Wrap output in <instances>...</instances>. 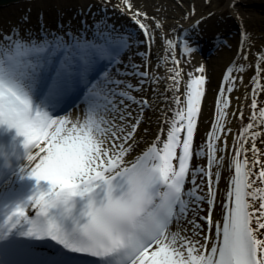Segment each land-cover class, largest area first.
Returning a JSON list of instances; mask_svg holds the SVG:
<instances>
[{
  "label": "snow or ice",
  "instance_id": "snow-or-ice-1",
  "mask_svg": "<svg viewBox=\"0 0 264 264\" xmlns=\"http://www.w3.org/2000/svg\"><path fill=\"white\" fill-rule=\"evenodd\" d=\"M123 2L131 9L129 0ZM141 16L148 18L146 13H133L147 43L152 40V33L139 19ZM156 27H160L159 22ZM98 30L103 32V29ZM166 43L172 46L171 41ZM124 46L125 42L111 36L101 42L57 38L39 46L17 40L15 54L8 56L6 64L0 62V124L14 128L17 135L24 138L26 149L30 145L38 149L35 155L27 156L28 161L34 163L28 175L37 184L45 181L49 185L47 193L37 192L29 198L33 201L31 207L37 209L40 216L57 205H67L73 197L88 198L84 213L87 221L79 228L78 241L69 242L54 223L44 226L37 220L28 221L29 227L22 235L37 239L48 236L70 251L96 257L103 264H264V187L259 186L264 185V152L257 145V139L264 136V132L254 130L256 116L249 118L252 122L247 123L235 139L238 146L232 150L234 175L229 179L226 199L221 202L225 210L223 222L216 223L213 175L219 179L221 174L205 171L203 167H189L194 155L204 151V148L197 151L193 147L205 96L203 66L195 69L200 75L188 73L183 99L176 95L180 91L181 71L178 67L169 69L174 72L169 79L174 85V103L178 110L167 129V140L156 152L151 166L146 163L129 166L125 156L132 151L136 125L126 131L132 113L125 101L134 97L123 89V81L107 71ZM258 60L257 75L252 82L259 86L257 77L264 71L260 68L264 57ZM173 62L179 65L175 58ZM21 64L27 70H21ZM239 70L244 71L243 67ZM53 72L60 87L54 89L46 85L41 91V82L51 79ZM232 72L229 69L224 76L216 100V120L207 134L209 168L215 165L219 169L224 161L223 155H217L225 151L217 147L216 142L221 141L218 132H223L225 137L231 133V129L225 131L222 121L230 103L225 92L231 93L235 82ZM138 74L149 76L147 71ZM157 82L158 78L153 80ZM81 85L88 89L83 122L56 117L53 110L60 98ZM126 88L132 89L133 85L128 84ZM252 91L254 97L258 95L256 88ZM140 103L143 108L148 101ZM257 103V99H252L251 108L256 109ZM106 115L111 119H106ZM243 115L241 111L240 118ZM259 116L264 118V107L259 109ZM227 143L224 139L225 147ZM249 143L250 148L246 147ZM173 160H178V168L174 167ZM189 176L192 187L185 191ZM205 177L207 197L198 194L203 191ZM202 202L209 207L207 216L200 219L208 225L209 231L215 227L219 242H214L210 235H202L204 225L197 222ZM177 206L179 211L174 212ZM13 217L17 219L14 221ZM22 217H25V209L17 207L5 224L10 223L9 229L14 228ZM174 221L178 230L170 232L169 226ZM182 221L185 223L181 226ZM181 232L187 234L181 235ZM193 236L200 239L194 240Z\"/></svg>",
  "mask_w": 264,
  "mask_h": 264
},
{
  "label": "bare ground",
  "instance_id": "bare-ground-1",
  "mask_svg": "<svg viewBox=\"0 0 264 264\" xmlns=\"http://www.w3.org/2000/svg\"><path fill=\"white\" fill-rule=\"evenodd\" d=\"M88 1L80 0L78 4H65V0H5V5H0V41L4 42L6 40L4 38H9L12 34H18L23 36V41L33 38L35 42H38L40 38H37V36L43 33L42 36L45 39L41 41L40 44H42L46 37H58L61 41L65 40L68 37L63 36L62 33L69 31L74 32L76 40L80 41L101 42L106 37L111 36L113 39L125 42V46L119 49V55H117V58L124 65L120 68L122 64H114L117 65V70L109 69L107 71L114 78L118 77L119 72L125 66L131 72V65L135 66L134 64H136V66L138 65L137 69L149 73L148 77L139 79V81L143 80L145 82L143 87H140L137 75L127 78L121 76L120 78L123 81L122 87L125 91L129 93V89L126 88L128 84L135 86V88L139 87V91L134 93L143 97L144 101H148L147 106L142 108L140 105L139 108H142L140 111H137L138 107L135 101H125L128 111L132 113V116L128 118L126 131H131V125H136L132 151L125 156L129 166L148 150L152 154L148 164L151 166L155 162L156 152L162 149L163 142L167 140V129L172 122L175 111L178 110L177 105L174 103V85L169 79L174 72L169 71V69L178 67L181 71L180 91L176 95H181L183 99L182 94L186 87L184 81L189 73L188 70H185L183 64L185 63V66H187L186 64L194 63L195 67L191 71L194 75H200V73L195 72V69L203 66L204 72L202 75L206 78L204 87L207 90L202 98L200 116L202 118L201 122H204L205 125L198 124L193 146H197L195 147L197 151L201 148H204V151L201 155H194L193 160L195 162L193 166L195 168L203 167L205 171H211L213 174L216 171L220 172L219 179L213 175L214 190L216 191V207L213 211L214 222L222 224L225 210L221 207V202L226 199L229 179L234 175L232 150L238 146L235 144L237 134L243 131L247 123L252 122L249 119L252 115L257 118L254 122V130L264 132V124H261V120L264 118L259 116V109L264 107V91H261V86H264V71H261L260 76L257 77L260 82L259 86L252 82V78L257 75L258 71V57H264V0H227L224 6L227 13H230L228 18L216 15L215 13L218 10L212 11L213 13L210 10L195 15L193 9L194 2L197 0H183L182 2L178 0H144L142 2L129 0L132 5L131 9L125 6L123 0H116V2L110 0L107 3L108 6L107 4H104L106 5L104 6L99 1L94 2L92 5ZM200 2L202 5L204 3V6H211L210 3L213 1L209 3L207 0H200ZM137 11L147 14V19L142 16L139 19L143 20L152 33L150 42H144L145 38L142 30L138 28L135 20L131 17ZM157 22L160 24L159 28L156 27ZM98 29H103V32ZM7 40H10L11 43L14 42L11 38ZM166 41H171L172 46L169 47ZM203 42L205 45L202 44ZM193 45H197L199 48L203 46V48L205 46L213 47L214 52L208 58H205L204 55L201 57L195 51H192L191 56L186 55L187 50ZM185 48L187 49L184 51ZM9 50L8 46L3 45L2 47L0 45V62L7 63L4 55H9ZM245 56H247V59L244 58ZM181 57L184 59L181 60ZM173 58L179 61L178 66L173 62ZM241 67L244 69L242 72L239 70ZM226 68L227 70H233L232 75L235 78L232 85L233 91L231 93L225 92V96H227L230 103L228 109H226L227 115L222 121L225 131L231 129V133L225 137L223 132H218L221 135V141L216 142L217 147L225 148V151L218 152L217 155H223L224 161L219 169L215 165L209 168L207 165L206 143L207 134L214 123V119L208 121L206 110H209V117H211L213 109L214 115L217 116L216 100L220 86L224 83V76L227 73ZM260 68L264 69V62H260ZM137 69L135 68L134 72H138ZM21 70H24L22 65ZM156 78H158V82L153 83ZM48 80L54 81L52 79ZM45 87L41 86L40 89L45 90ZM253 88H256L258 92L255 97L253 96ZM254 98L258 102L256 109L251 108V102ZM181 107L184 106L181 105ZM241 111L244 114L243 118H240ZM69 117L73 122L78 120L83 122L86 118L85 108L83 106L76 108ZM105 118L110 120L111 116L106 115ZM13 130L16 131L7 125H1L0 127V137H3L2 139L5 142L4 147L0 146V151L7 152L5 154L8 155L18 154L24 147V138L12 134ZM181 136H183V133H181ZM157 137H160L159 143ZM224 139L228 141L226 147L223 144ZM257 145L264 152V136L257 139ZM246 147L250 148V143ZM37 151L38 149H35L31 155H35ZM179 153L180 150L177 148V156ZM249 156H251V153H249ZM173 165L178 168V160H173ZM31 167H34V163L27 159L11 179L12 181L6 182L0 188V226L3 228H5V220L13 214L8 211V208L20 206L25 209L26 217L34 209L31 207L33 201L29 198L34 197L37 192L47 193L49 190L47 182L41 181L37 184L35 179L28 175ZM188 178L190 184L185 186V191L192 187V177L189 176ZM197 181H199V174H197ZM259 186L264 187V185ZM207 187V177H205L203 191L198 194L207 197ZM163 190V186H161V192ZM184 199L187 200L188 198L185 196ZM208 207L206 202L200 203L197 222L204 225L202 235H210L214 242H219L215 227L209 231L208 225L200 219V217L207 216ZM178 211L179 206L174 209V212ZM191 215V212H189V218H191ZM14 219L17 218L13 217ZM184 223L182 221L181 226ZM176 225L174 221L169 226V231L176 232L178 230ZM186 234L181 232V235ZM192 238L194 240L200 239L197 236ZM28 255V253H25L22 256L26 258Z\"/></svg>",
  "mask_w": 264,
  "mask_h": 264
},
{
  "label": "rangeland",
  "instance_id": "rangeland-1",
  "mask_svg": "<svg viewBox=\"0 0 264 264\" xmlns=\"http://www.w3.org/2000/svg\"><path fill=\"white\" fill-rule=\"evenodd\" d=\"M51 1V0H50ZM53 1V0H52ZM99 0H89L88 1V3H94V2H98ZM111 1H115L116 2V0H111ZM135 1V0H134ZM137 1H140V2H142V1H144V0H137ZM179 2H182L183 0H178ZM209 3L211 2V1H213L212 3H210V5L211 6H204V3H203V5H202V3L200 2V0H197L196 2H194V9H193V13L196 15V14H199V13H205V12H207V11H210L211 10V12L212 11H221L220 13L217 11V13H215L216 15H219V16H221V17H224V18H228V16H229V14L227 13V10H226V8H225V3H226V1L227 0H207ZM78 2H80V0H65V4L66 3H77L78 4ZM100 2L101 3H106V2H110V0H100ZM87 3V2H86ZM208 3V4H209ZM138 6V5H137ZM192 8H193V6H192ZM210 12V13H211ZM213 13V12H212ZM230 17V16H229ZM186 55H192V53L191 52H189V53H186ZM183 57V56H182ZM182 57H181V60H183L182 59ZM205 58H208V57H205ZM183 62V61H182ZM184 63V62H183ZM187 66H185V63L183 64V66L186 68L185 70H188L189 71V73L193 70V68L195 67V65H194V63H189V64H186ZM197 68V67H196ZM139 81V80H138ZM141 81V80H140ZM140 81H139V85L140 86H142V84L140 83ZM187 81H188V77H187V79H185V81L184 82H186L185 83V86H186V84H187ZM186 91V87H185V89H184V92ZM143 95V94H142ZM202 109V108H201ZM209 111V110H208ZM206 115H207V119H208V116H209V113L207 112V110H206ZM199 123L201 124L202 122L201 121H199ZM203 124L204 123H202V126H203Z\"/></svg>",
  "mask_w": 264,
  "mask_h": 264
},
{
  "label": "water",
  "instance_id": "water-1",
  "mask_svg": "<svg viewBox=\"0 0 264 264\" xmlns=\"http://www.w3.org/2000/svg\"><path fill=\"white\" fill-rule=\"evenodd\" d=\"M0 5L4 6L5 5V0H0Z\"/></svg>",
  "mask_w": 264,
  "mask_h": 264
}]
</instances>
